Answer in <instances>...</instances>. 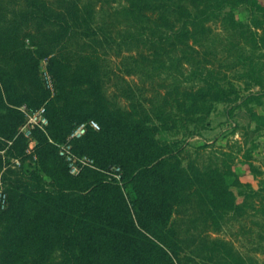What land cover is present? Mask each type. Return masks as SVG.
<instances>
[{
    "label": "rangeland",
    "instance_id": "rangeland-1",
    "mask_svg": "<svg viewBox=\"0 0 264 264\" xmlns=\"http://www.w3.org/2000/svg\"><path fill=\"white\" fill-rule=\"evenodd\" d=\"M38 1L50 12L66 15L73 5L79 16H91V28L103 43L95 46L83 37H69L50 50V57L55 56L68 72L85 64L98 66L107 107L135 119L145 118L147 126L158 129L155 138L171 146L173 153L183 148L179 161L184 170L187 171L192 162L201 170L205 167L210 172L221 170L223 186L232 195L224 192L221 218L218 219V213L213 211L208 228L192 229L190 234L195 236V242L188 247L179 242L184 251L174 263L204 264L200 257L207 254L214 256L207 264L229 262L223 255L231 250L241 264H264V18L254 17L243 7L235 11L225 9L218 18L206 23L205 34L181 39L176 36L181 18L186 14L194 16L201 9L190 0L156 1L166 17H161L160 10L139 12L132 5L134 0H73L69 6L70 0ZM259 2L263 4L264 0ZM26 11L23 0H0V81H7L8 66H23L20 57L23 48L33 50L48 28L47 25L39 27L38 19L24 18L22 15ZM227 14L232 15L234 24L237 23L235 27L226 24ZM103 36L109 38V43ZM50 57L38 60L35 75L49 100L60 95V105L76 104L82 109L91 106L85 100V86L57 88L48 69ZM242 57H249L255 64L261 85H255L248 76L251 61L241 60ZM194 68L199 69L202 77L228 92L230 101L210 100L207 102L209 113L198 111L189 119L185 111L189 105L188 95L204 88L198 79L189 77ZM43 71L51 76L53 93L45 86ZM251 94L255 98H248ZM7 99L0 82V113L11 109L24 116L20 110L23 104L12 106ZM159 118L169 129H164ZM16 154L8 150V146L0 150V192L6 193L8 206L10 197L19 202L14 221L0 223V264H62L63 244L56 240L47 242L36 253L30 250L38 241L29 240L23 244V248L30 251L28 256L9 255L10 229L44 200L42 191L57 192L56 184L61 177L58 164L47 166L51 174L41 169L35 147L31 151L28 142L24 155L19 158ZM95 167L87 168L92 172L87 174L86 183L102 179L118 185L136 224L132 207L134 193L114 175L121 176V170L117 173L113 169L116 167L105 170ZM243 172L254 175L255 181L239 183L237 173ZM213 175L207 178L211 188L215 182L211 178ZM210 203L211 208L218 206ZM173 208L175 223L181 216L178 206ZM65 222L66 219L56 222L53 231L62 232ZM179 231L183 240L185 234L181 226ZM204 238L208 241L206 247L201 242Z\"/></svg>",
    "mask_w": 264,
    "mask_h": 264
},
{
    "label": "trees",
    "instance_id": "trees-1",
    "mask_svg": "<svg viewBox=\"0 0 264 264\" xmlns=\"http://www.w3.org/2000/svg\"><path fill=\"white\" fill-rule=\"evenodd\" d=\"M71 1L67 2L68 6ZM156 1L159 0H134L132 5L139 12L145 9L160 10ZM190 1L201 9L194 16L186 14L181 18L176 33L181 39L205 34L208 29L206 23L218 18L225 9L235 11L243 7L254 17L264 18V3L259 0ZM23 2L27 11L22 16L38 19L39 27L47 25L48 28L33 50L22 49L20 57L23 66H8L7 81L3 79L0 82L9 105L23 104L30 110L45 105L48 119L46 132L38 129L32 131L36 142L35 153L41 169L49 174V164L60 165L61 177L56 184L57 192L42 191L44 200L10 229L12 240L9 255L26 257L30 251L36 253L47 242L56 240L63 244L62 264H175L174 259L184 251L183 243L188 247L195 242V236L190 231L197 226L208 228L213 211L218 213V219L221 218L220 205L227 192L221 170L217 168L210 172L207 167L201 170L193 162L187 171L184 170L179 161L183 148L173 153L171 146L155 138L158 129L156 126H147L145 118L135 119L125 112L107 107L98 66L85 64L80 69L68 72L55 56L50 57V50L69 37L79 36L92 45H102V41L95 36L96 30L91 28V16H79L73 5L69 6L65 15L47 11L38 0ZM159 14L166 17L161 10ZM226 16V24L235 27L237 23L234 24L232 15ZM103 39L107 43L110 41L107 36H103ZM44 57H50L48 69L57 88L85 86V100L91 106L82 109L76 104L60 105V95L49 100L48 93L35 80L38 60ZM250 61L248 76L259 86L261 77L256 72L255 64ZM194 69L189 77L198 79L204 88L188 95L189 105L185 111L189 119L198 111L209 113L207 102L210 100L230 101L228 92L202 77L199 69ZM248 98L253 99L255 96L251 94ZM159 119L164 129H169L167 123ZM89 120L97 122L99 130H87L83 137L74 140L73 151L89 156L102 170L110 167L121 170L123 186L131 187L135 196L132 207L136 224L118 185L102 179L86 183L87 174L92 171L86 168L77 175H71L64 159L58 155L55 144H63L73 127ZM24 121L25 117L16 110L7 109L4 114L0 113V150L8 146V150L17 153L16 157L24 155L27 140L17 135ZM211 174H214L211 178L215 180L212 188L207 182ZM226 194L232 196L229 192ZM9 199L7 210L0 215V223L10 224L14 221L19 202L11 197ZM231 199L234 203L235 200ZM210 201L218 206L211 208ZM175 205L179 208L181 219L174 223L172 216L176 213L173 208ZM64 219V230L53 231L56 222ZM180 226L185 234L183 240L179 235ZM34 239L38 243L28 252L23 244ZM201 242L204 247L208 245L205 238ZM213 257L207 254L200 258L207 264ZM223 257L229 262L219 264H241L240 258L231 250L225 251ZM188 258L193 259L192 256Z\"/></svg>",
    "mask_w": 264,
    "mask_h": 264
},
{
    "label": "built area",
    "instance_id": "built-area-1",
    "mask_svg": "<svg viewBox=\"0 0 264 264\" xmlns=\"http://www.w3.org/2000/svg\"><path fill=\"white\" fill-rule=\"evenodd\" d=\"M44 83L46 88L53 93V82L51 76L47 71H43L42 73ZM20 110L23 112L25 121L23 125L20 127L18 134H20L24 139L28 142V147L31 151H33L35 147V140L32 137L33 130H40L42 132H46V127L48 126V119L46 117V108L45 105L41 107L30 110L25 105H23ZM87 130H99V125L97 122L93 120H89L86 122H82L77 124L71 133L66 138L63 144L57 145L58 155L62 159H64L67 164V168L71 175L79 174L83 169L90 168L95 169L94 160L87 156L76 155L73 151L72 142L74 140H78L83 137ZM117 171H120L118 168H113ZM115 177L120 181L121 176L119 174L114 173ZM7 195L4 192H0V213L4 212L7 208Z\"/></svg>",
    "mask_w": 264,
    "mask_h": 264
},
{
    "label": "crops",
    "instance_id": "crops-1",
    "mask_svg": "<svg viewBox=\"0 0 264 264\" xmlns=\"http://www.w3.org/2000/svg\"><path fill=\"white\" fill-rule=\"evenodd\" d=\"M249 167V166H248ZM239 176L238 180H239V183H252V181L254 182L255 181V176L254 175H249L250 173H244L243 174H239L237 173Z\"/></svg>",
    "mask_w": 264,
    "mask_h": 264
}]
</instances>
